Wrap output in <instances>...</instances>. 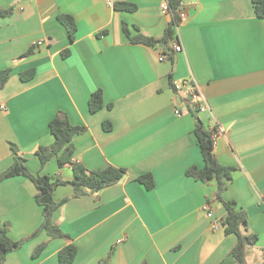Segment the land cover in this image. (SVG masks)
<instances>
[{
    "label": "crops",
    "instance_id": "crops-1",
    "mask_svg": "<svg viewBox=\"0 0 264 264\" xmlns=\"http://www.w3.org/2000/svg\"><path fill=\"white\" fill-rule=\"evenodd\" d=\"M162 1L0 0V11L12 9L0 16V70L10 69L0 89V172L14 145L30 172L73 178L71 164L59 167L53 156L41 165L34 154L53 142L48 123L59 112L85 128L72 138V162L87 170L125 168L115 184L78 197L71 184H57L53 198L67 200L53 222L69 239L40 232L1 264H59L58 252L69 242L77 249L71 264H98L108 254L109 264H237L230 253L237 237L220 225L225 208L215 196L216 179L204 183L186 174L202 166L198 121L220 129L213 154L233 167L221 196L246 212L242 232L257 236L245 249L246 263L264 264V19L252 0H194L169 43L132 42L124 26L131 36H163L172 18ZM61 14L74 20L72 40ZM175 42L182 51L173 50ZM169 50L171 58L160 59ZM29 69L34 75L22 80ZM192 78L205 111H192L188 93L176 88ZM97 89L105 106L91 113L88 99ZM144 173L152 175L150 189L136 180ZM35 192L22 175L0 182V226L13 240L42 221ZM41 242L45 248L32 258Z\"/></svg>",
    "mask_w": 264,
    "mask_h": 264
},
{
    "label": "trees",
    "instance_id": "trees-1",
    "mask_svg": "<svg viewBox=\"0 0 264 264\" xmlns=\"http://www.w3.org/2000/svg\"><path fill=\"white\" fill-rule=\"evenodd\" d=\"M181 1L183 0H167L171 21L166 27L164 34L161 38L146 36L139 31L136 34L130 35L127 28L123 27V32L126 36L136 43H142L151 47L164 45L174 39L175 24L178 22V11ZM254 12L257 17L264 19V0H252ZM12 9L0 11V16L10 14ZM59 20L66 27L70 40L73 39L76 26L73 18L67 14L59 15ZM32 52V48L28 49L23 56ZM68 50L64 51L66 54ZM171 58V51L169 50L166 57ZM165 57V58H166ZM10 69L5 68L0 70V89L4 86L9 77ZM34 75L33 69H29L26 73L20 74L22 80H28ZM173 87V86H172ZM105 106L102 91L97 89L91 93L88 99V110L93 113ZM110 107L111 105H107ZM103 128L109 129L110 122H103ZM50 133L53 136V142L49 146H39L35 151L41 165H44L53 156L56 157L59 167L64 164H71L73 171V178L70 181H64L57 176L43 175L39 173H32L26 166L25 158L19 154L17 148L12 145V161L11 163L0 172V182L6 178L22 175L29 178L36 189L34 199L35 202L42 208V221L41 223L26 237L20 240H13L7 232L5 226H0V264L4 262L6 255L18 249L26 240L37 236L40 232H45L50 238H65L69 239L59 225L53 222V214L62 205L67 198L56 201L53 198V189L57 184L69 183L73 188V196H82L88 192H96L101 188L110 186L118 182L125 173V168L114 167L108 165L103 169L87 170L82 164L72 162L71 156L73 153L72 138L82 133L85 128L81 125H73L67 116L59 112L48 123ZM194 134L197 138V143L202 157V166L192 165L186 170L188 176H192L196 180L204 183L212 179L217 181V190L215 193L216 198L222 203L225 208V213L221 219L220 225L222 226L225 234H234L237 237V242L231 249V255L237 264H247L245 260V249L247 246L254 245L257 236L254 233H243L247 227V215L243 209H238L234 201L224 200L221 193L226 189L227 183L232 179L233 167L220 164L213 154V142L210 137V131L204 129L202 122L198 121L194 129ZM136 180L147 189L154 186L151 173H144L136 177ZM46 246V242H41L32 252V258L40 255ZM76 245L74 243H67L58 252L59 264H71L76 256ZM110 255L108 254L102 258L98 264H109Z\"/></svg>",
    "mask_w": 264,
    "mask_h": 264
},
{
    "label": "built area",
    "instance_id": "built-area-1",
    "mask_svg": "<svg viewBox=\"0 0 264 264\" xmlns=\"http://www.w3.org/2000/svg\"><path fill=\"white\" fill-rule=\"evenodd\" d=\"M104 1L107 5L113 6L114 4L119 3L123 0H104ZM193 2H194V0H183V1H181L180 8L178 11V15H179L178 22H177V24H175V27H174L175 31H176L177 26L182 21H184L186 19V16H187L186 11H185L186 6L188 4H192ZM160 8L163 12H169L170 13L167 0L162 1V3L160 4ZM173 50L175 52H180L183 49H182V46L180 43L175 42L173 45ZM165 57H166V55L164 53H160V59H163ZM176 88H184L185 91L188 93L189 102H190L192 111L202 112V111H205L207 109L206 98H205L204 94L202 93L198 83L193 78L188 79V80L179 81L176 84ZM1 107L3 108V106H1ZM176 113H178V112L176 111ZM208 131H210V137H211L212 142L214 144L216 141V138L218 136V133L220 132V129L218 127H214ZM204 208L207 209L208 205L206 204L204 206ZM207 216L208 217L212 216L211 211H208ZM212 228L213 229L219 228V224L216 220H214L212 222Z\"/></svg>",
    "mask_w": 264,
    "mask_h": 264
},
{
    "label": "rangeland",
    "instance_id": "rangeland-1",
    "mask_svg": "<svg viewBox=\"0 0 264 264\" xmlns=\"http://www.w3.org/2000/svg\"><path fill=\"white\" fill-rule=\"evenodd\" d=\"M251 249H255V248L252 247ZM253 251H254V250H253ZM255 251H256V250H255ZM255 251L252 252L253 254H252V257H251V260H252L251 262H254V261L256 260V258H257V257H256V254H255V253H256ZM252 264H253V263H252Z\"/></svg>",
    "mask_w": 264,
    "mask_h": 264
}]
</instances>
